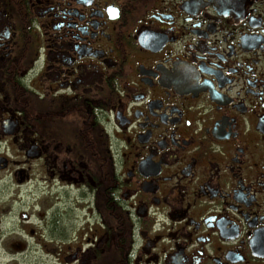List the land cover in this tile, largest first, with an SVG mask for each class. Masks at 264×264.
<instances>
[{
  "label": "flooded vegetation",
  "instance_id": "af4514ba",
  "mask_svg": "<svg viewBox=\"0 0 264 264\" xmlns=\"http://www.w3.org/2000/svg\"><path fill=\"white\" fill-rule=\"evenodd\" d=\"M0 264H264V0H0Z\"/></svg>",
  "mask_w": 264,
  "mask_h": 264
},
{
  "label": "rangeland",
  "instance_id": "374dc122",
  "mask_svg": "<svg viewBox=\"0 0 264 264\" xmlns=\"http://www.w3.org/2000/svg\"><path fill=\"white\" fill-rule=\"evenodd\" d=\"M26 261H27V263H28V261H29L30 263H32V260H31V259H26Z\"/></svg>",
  "mask_w": 264,
  "mask_h": 264
}]
</instances>
